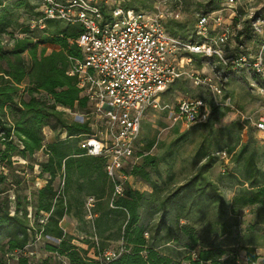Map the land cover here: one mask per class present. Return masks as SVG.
<instances>
[{
    "label": "trees",
    "instance_id": "obj_1",
    "mask_svg": "<svg viewBox=\"0 0 264 264\" xmlns=\"http://www.w3.org/2000/svg\"><path fill=\"white\" fill-rule=\"evenodd\" d=\"M99 4L105 11L106 4ZM22 15L24 20L19 22ZM41 16L42 11L33 0H0V264H8L7 254L15 250L29 251L37 236L44 241L43 250L51 256L36 264H63L55 260L58 256H63L67 264H238L236 246L226 239L238 225L241 208L264 206V170L256 162L255 151L244 143L236 152L233 162L238 165L242 160L240 173L246 185L229 200H224L217 185L205 174L215 159L211 154L196 173L178 186L177 192L185 189V195L192 197L185 214L178 213L175 218L188 219L190 212H195V219L201 221L209 215V207L216 206L205 229L211 237L206 241L193 225L178 224L172 234L180 250L177 257L161 252L153 241L159 226L152 232L142 215L147 213L145 206L150 193L124 185L122 194L112 197L104 171L105 157L89 155L80 145L93 133L91 120L87 117L78 120L67 113L78 111L88 116L90 112L76 76L67 72L75 60L82 58L76 38L83 25L45 18L41 27L38 23ZM164 24L169 34L187 38L182 24L168 26L165 20ZM244 31L246 25L235 36ZM3 34L9 35L4 41ZM201 40L196 37L195 41ZM46 44L54 48L47 52ZM212 113L213 108L209 118ZM149 145L146 153L137 154L140 162L127 173L153 187L151 174L157 173L158 162L148 152ZM247 147L248 153L242 159ZM34 169H38V177L43 181L38 187H34L32 176H26ZM85 195H93L97 201L91 222L93 230H81L86 235L80 240L86 245L83 248L73 242L72 234L63 231L59 221L68 215L84 226ZM169 199L161 203V217L168 211V201H178ZM261 218L264 219V214ZM49 237L57 242H50ZM111 240H119L122 251L107 260L103 253L110 249ZM239 248L249 263L256 261L252 232ZM90 249L92 256L88 254ZM16 259L22 264L29 263L28 254Z\"/></svg>",
    "mask_w": 264,
    "mask_h": 264
},
{
    "label": "rangeland",
    "instance_id": "obj_2",
    "mask_svg": "<svg viewBox=\"0 0 264 264\" xmlns=\"http://www.w3.org/2000/svg\"><path fill=\"white\" fill-rule=\"evenodd\" d=\"M97 3L106 1V8L114 0H96ZM227 0H120L122 5H129L135 10H143L146 13L159 11L163 15L166 24H182L184 34L187 38H180L182 41H195L196 37L203 39L202 35L196 34L195 21L197 14L208 12L206 37L215 36L225 24H232V17L228 9L217 13ZM236 6L241 14L248 11L247 0H236ZM176 14V15H175ZM218 14H221V24L216 22ZM22 15L18 21L24 20ZM32 24V23H31ZM17 33V30L15 31ZM195 32V35H194ZM245 32V33H244ZM242 35L231 36L228 43L224 46L225 56L229 57L228 63L222 64L219 57L213 54L206 58L202 53H193L180 49L177 58L182 62V74L163 92L157 108H151L145 113L135 144L133 156L127 160L123 171L140 162L139 152H148L157 158L158 171L151 174L150 186L137 177L130 175L124 185L131 186L139 191L150 193V197L145 206L148 208L142 215L147 222L149 229L153 232L159 226V231L154 235V246L169 255H178L179 249L176 248L172 240V234L178 224L189 223L200 231L208 241L211 237L205 229L215 212V205L209 207V215L199 221L196 213L190 212L188 219L175 218L176 214H185L189 209V200L192 196L185 195V189L178 191V186L185 183L191 175L196 173L199 165L204 162L206 156H214L211 168L205 174L217 185V190L224 200H229L246 183H243L241 176V162L235 165L233 160L238 149L244 144H249V150H254L256 162L264 170V132L254 128V122L259 116L264 115V72L259 74L243 64L244 61L238 59L240 54L257 52L255 40L248 38V32ZM197 35V36H196ZM247 36V37H246ZM9 37L8 34L2 35L4 41ZM192 41V42H193ZM54 48L51 44H46V51ZM182 58V59H180ZM224 75L226 76L223 80ZM210 85H217L221 88V93H215ZM202 98L206 102L207 114L204 120L186 123L181 118L174 119L177 104L181 100ZM213 108L211 117H208L210 109ZM70 117L83 120L86 114L78 111H67ZM90 117V115H89ZM209 118V119H208ZM93 123L97 120L93 116ZM50 134L47 135V139ZM225 150L227 157H221V151ZM248 153L244 154L242 159ZM36 157H39L37 154ZM25 165V164H24ZM6 172V171H5ZM38 169L33 172L28 171L27 178L33 177L34 187L43 184L38 177ZM129 174V173H128ZM243 183V184H242ZM175 194V195H174ZM174 195V196H173ZM173 196V197H172ZM177 199L175 203L168 201V211L161 217V203L167 199ZM169 199V200H170ZM228 208V207H227ZM146 213V214H145ZM264 206H245L241 208L238 225L234 227L233 235L226 239L227 243L234 244L237 249L238 264H264ZM163 219V220H162ZM175 219H177L175 221ZM162 220V221H161ZM75 225V224H74ZM75 244L81 245V238L86 237V231H92V224L85 219L84 226H74ZM252 232L253 245L258 255L254 263L247 261L245 252L239 248L240 244L248 238ZM50 242L56 243L53 238ZM2 246V240L0 241ZM84 244V243H83ZM44 241L41 238L35 240L30 246L29 263L36 264L38 260L51 253L43 250ZM120 246L119 240L109 241L110 250H116ZM86 245L84 244L83 248ZM92 256V250H89ZM54 258V257H53ZM178 258L181 259L179 255ZM55 260L63 264L65 258L58 256ZM33 262V263H32ZM9 264H22L17 259H10Z\"/></svg>",
    "mask_w": 264,
    "mask_h": 264
},
{
    "label": "built area",
    "instance_id": "obj_3",
    "mask_svg": "<svg viewBox=\"0 0 264 264\" xmlns=\"http://www.w3.org/2000/svg\"><path fill=\"white\" fill-rule=\"evenodd\" d=\"M33 1L42 11L38 20L41 27L45 18L83 25L76 38L82 58L75 60L67 72L76 76L81 95L90 104L86 117L91 120L93 133L80 145L89 155L105 157L104 171L111 184L112 197L122 194L124 183L130 177L123 169L134 154L145 113L150 107L159 106L161 93L183 72V64L177 58L180 49L202 53L206 58L216 54L226 65L230 59L223 48L230 37L246 25L248 38L255 40L258 50L254 56L253 52H248V60L246 53L240 54L238 59L255 72H264V0H247L245 14L239 11L236 0H227L216 11L221 13L228 9L232 21L236 19V22L225 24L211 38L206 37L209 14L202 12L195 23L196 34L205 37L200 42H184L169 34L161 12L146 13L124 7L120 0H114L105 11L96 0ZM216 22L221 24V14ZM210 86L215 93H221L220 86ZM176 111L174 119L181 118L186 123L201 121L207 114L206 102L202 98L181 100ZM93 116L97 119L94 123ZM254 125L256 130L264 132V115L259 116ZM219 153L227 157L225 150ZM59 185H63L62 177ZM96 201L93 195H85L83 199L84 218L90 223L95 216ZM121 251V247L108 249L103 255L110 260ZM26 254L30 251L22 249L7 254L8 264L10 259Z\"/></svg>",
    "mask_w": 264,
    "mask_h": 264
},
{
    "label": "crops",
    "instance_id": "obj_4",
    "mask_svg": "<svg viewBox=\"0 0 264 264\" xmlns=\"http://www.w3.org/2000/svg\"><path fill=\"white\" fill-rule=\"evenodd\" d=\"M176 81V80H175ZM172 84V83H171ZM170 84V85H171ZM169 85V86H170ZM168 88V87H167ZM166 88V89H167ZM165 89V90H166ZM164 90V91H165ZM163 91V92H164ZM163 92L161 93V95L163 94ZM161 95H160V97H161ZM38 154V153H37ZM75 224V225H74ZM59 225H60V227L63 229V231H65L67 234H72V235H74V232H73V230L75 229V227L74 226H79L80 224L77 222V220L74 218V217H72V216H68V215H65V216H63L61 219H60V221H59ZM81 226V225H80ZM82 226H83V224H82ZM51 237H49L48 238V240L50 239ZM75 240V239H74ZM74 240H73V242H74ZM75 243V242H74ZM81 245H83L84 246V244L82 243ZM82 246V247H83ZM27 247V246H26ZM32 253V250L30 251V254ZM88 254H90V252H88ZM14 259H16V258H14ZM64 261V263H65V260H63Z\"/></svg>",
    "mask_w": 264,
    "mask_h": 264
}]
</instances>
